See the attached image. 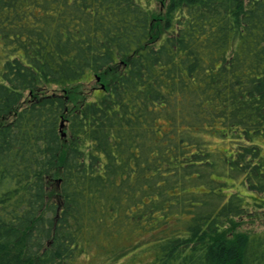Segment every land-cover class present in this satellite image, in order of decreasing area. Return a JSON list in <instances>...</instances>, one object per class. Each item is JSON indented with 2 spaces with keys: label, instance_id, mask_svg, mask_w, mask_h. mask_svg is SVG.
I'll use <instances>...</instances> for the list:
<instances>
[{
  "label": "trees",
  "instance_id": "obj_1",
  "mask_svg": "<svg viewBox=\"0 0 264 264\" xmlns=\"http://www.w3.org/2000/svg\"><path fill=\"white\" fill-rule=\"evenodd\" d=\"M259 209L264 0H0V264H264Z\"/></svg>",
  "mask_w": 264,
  "mask_h": 264
},
{
  "label": "rangeland",
  "instance_id": "obj_2",
  "mask_svg": "<svg viewBox=\"0 0 264 264\" xmlns=\"http://www.w3.org/2000/svg\"><path fill=\"white\" fill-rule=\"evenodd\" d=\"M158 6L159 5L157 4V7ZM119 72L120 71L118 68L114 70L110 69L109 72H107L108 78L104 80V83H108L113 80ZM98 88H100V90L104 88V84L103 82L100 83V80L99 83L91 82L78 87H68L66 90L68 91V94L70 93L72 100H76V104H78L79 101L84 100L83 98L90 96V93L92 94V92H97L95 89ZM236 227V232H245L247 234H264V210H252V214L241 220V222H239ZM138 260L143 264H148L149 262V258L145 254L140 256ZM121 261L122 260H117L112 263H105L98 258V255H96L94 251H92L87 256L81 257L77 261V264H119Z\"/></svg>",
  "mask_w": 264,
  "mask_h": 264
}]
</instances>
